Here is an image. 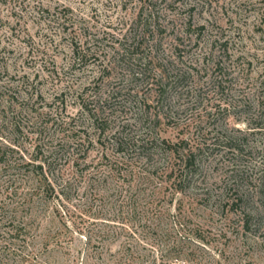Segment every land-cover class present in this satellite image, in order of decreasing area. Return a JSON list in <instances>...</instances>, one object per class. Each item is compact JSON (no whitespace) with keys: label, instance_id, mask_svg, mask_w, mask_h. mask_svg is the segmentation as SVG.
Segmentation results:
<instances>
[{"label":"rangeland","instance_id":"1","mask_svg":"<svg viewBox=\"0 0 264 264\" xmlns=\"http://www.w3.org/2000/svg\"><path fill=\"white\" fill-rule=\"evenodd\" d=\"M154 1L147 30L143 0H0V153L31 158L38 144L72 159L66 207L32 218L28 251L44 264H264L260 14L242 0ZM121 132L191 150L183 190L166 174L176 154H122Z\"/></svg>","mask_w":264,"mask_h":264},{"label":"trees","instance_id":"2","mask_svg":"<svg viewBox=\"0 0 264 264\" xmlns=\"http://www.w3.org/2000/svg\"><path fill=\"white\" fill-rule=\"evenodd\" d=\"M143 1L142 10L145 8L147 12L144 28L150 30V25L156 21V4L154 0ZM262 3H264V0H257V3H253L251 0H242L240 5L246 10L251 7L252 10L260 14V27L258 28L264 31V9L259 7V5L262 6ZM46 12L48 15L42 16V18L47 20L50 26L52 24L59 26L67 24L65 11L51 14L46 9ZM191 26L192 22L189 20L188 29H191ZM203 30L204 25H198L194 28L197 33H201ZM75 43L81 42L76 41ZM74 55V65L85 64L87 54L79 47L74 48ZM167 86L161 81L157 84L156 91L158 95L156 100L158 104L163 102ZM89 113L94 118V122L98 124L100 115L103 112L96 108L95 110H89ZM166 116L165 113L164 117ZM155 120L158 124L160 119L157 113L155 114ZM113 139L118 152L122 154L128 152L129 149H140V152L147 159H150L156 150L176 154L180 161L179 163L172 162L167 169L170 171H167L166 174L168 180L173 178L171 184L175 186L177 191L181 192L183 190L182 185L189 180L188 170L194 168L196 162V156L191 150H188L187 153L182 151L183 154L180 155L181 152H179L176 144L169 143L165 139L160 142L159 139H156L137 144L134 138H130L124 132L116 133ZM49 148L45 149L37 144L31 158L20 155L17 159L11 161L3 158L0 153V170L13 171L14 176H10L5 181L7 184L6 191L10 190L7 195L9 202L5 201L0 206V264H44L38 254L28 251L33 239L32 226L34 220L32 218L43 209L45 211L50 208L66 207L71 199V188L74 182L73 173H68L72 159L62 154L64 150L60 147L58 149ZM75 149L78 150V147H75ZM11 151L19 154V150L12 149ZM93 236L94 232L92 236L87 237L89 247H92Z\"/></svg>","mask_w":264,"mask_h":264}]
</instances>
